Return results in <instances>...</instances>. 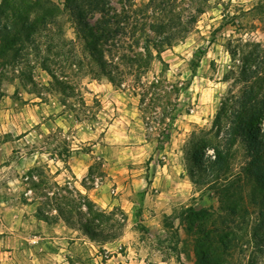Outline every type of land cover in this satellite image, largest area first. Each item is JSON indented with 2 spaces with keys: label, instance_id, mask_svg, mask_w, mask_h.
Here are the masks:
<instances>
[{
  "label": "rangeland",
  "instance_id": "1",
  "mask_svg": "<svg viewBox=\"0 0 264 264\" xmlns=\"http://www.w3.org/2000/svg\"><path fill=\"white\" fill-rule=\"evenodd\" d=\"M49 1L60 10L58 34L65 43L52 49L49 63L76 94L63 97L50 89L32 50L17 67L0 71V264H199V230L188 226L185 213L206 210L214 217L229 211L221 193L231 183H205L194 161L203 159L201 152L213 155L205 145L220 143L223 129L217 136L215 118L228 92L241 89L234 80L239 51L264 47V0H104V19L97 13L87 18L103 35L105 57L118 67L115 85L86 56L66 0ZM197 8L204 12L163 48L161 61L146 62V41L158 39L150 27L188 22ZM72 61L81 63V71L70 69ZM21 72L35 86L20 79ZM243 148L239 142L230 149L234 183ZM79 155L90 165L82 180L69 165L83 170ZM40 173L52 176L50 184H41L46 180ZM54 182L85 194L82 183L114 203L100 206L86 194L112 212L105 227L117 237L92 240L57 218L44 194L75 197ZM249 188L245 183L244 193ZM37 207L47 223L37 217ZM252 219L244 216L240 224L248 242ZM230 221L235 232V216ZM250 250L234 249L232 264H246Z\"/></svg>",
  "mask_w": 264,
  "mask_h": 264
},
{
  "label": "trees",
  "instance_id": "2",
  "mask_svg": "<svg viewBox=\"0 0 264 264\" xmlns=\"http://www.w3.org/2000/svg\"><path fill=\"white\" fill-rule=\"evenodd\" d=\"M64 6L74 16L76 37L81 41L86 56L94 63L100 76L113 85L118 83V67L112 65V61H108L100 45L103 35L98 33L87 18L89 13H97L104 19L108 13L106 2L66 0ZM203 12L202 8H197L196 14L188 22L178 21L172 24L170 21L152 25L150 30L156 33L158 39L146 41L143 47L146 62L148 60L150 63L154 58L161 61L160 53L163 48L169 47L172 41L187 33L188 26L196 23ZM59 14V8L49 0H0V71L17 67L20 60L27 59L31 54L28 51L32 50L40 69L51 79L48 87L63 97H73L76 94L75 87L66 81L64 73L60 72L59 75L49 63L52 49L65 44L61 42L63 40L58 34ZM254 47L255 49L250 52L239 51L242 52L241 65L235 73L234 80L241 85V89L235 93L228 92L216 115L214 123L216 135L218 136L223 129V135L218 136L219 145L214 147L205 145L204 149L212 148L213 155L208 156L201 152L203 159L196 157L194 161L195 168L205 175V183L214 186L219 182L231 183L221 193L225 202L229 203V211L214 217L206 210L189 209L185 213L188 226H194L199 230L194 245L199 264H232L234 249L235 252L239 249V254L251 249L246 264H264V47L261 48L259 44H255ZM80 65L79 61H72L70 69L74 67L81 71ZM19 78L35 86L31 75L21 72ZM166 139H169L168 134ZM239 142L244 144L246 157L239 167L240 170L234 171V183L231 182L233 171L229 165L230 149L236 147ZM39 175L46 180L41 184H50L52 176L49 173ZM245 183L250 184L247 194L244 193ZM53 185L57 190L79 199L77 204L75 198L57 196L56 192H52L51 198L44 194L48 199L45 205L53 208L57 218L66 224L77 226L92 240L117 237L115 232L105 227L104 219L106 221L111 219L112 212L107 214L86 194L75 188L70 189L66 185L59 187L55 182ZM50 188L44 189L49 192ZM230 189L232 193H229ZM36 213L38 218L48 222L49 219L39 207L36 208ZM247 215L253 216L247 227L250 242L243 239L246 235L241 233L240 228L243 217ZM234 216L235 232L231 227L233 222L230 221ZM121 226L118 224L117 228ZM244 242L248 249L242 248Z\"/></svg>",
  "mask_w": 264,
  "mask_h": 264
},
{
  "label": "crops",
  "instance_id": "3",
  "mask_svg": "<svg viewBox=\"0 0 264 264\" xmlns=\"http://www.w3.org/2000/svg\"><path fill=\"white\" fill-rule=\"evenodd\" d=\"M84 155L89 156V154H84ZM84 158L85 157H80V155L77 156V158H76L78 160L79 164L81 163V165H83V170H82V168H80L79 165L75 166V163H71V162L69 163L71 171H72V173L76 179L82 180L83 178L86 177V174H87L86 172H87V169L90 165L86 164V160ZM76 159H74V160H76ZM78 169H80V170H78ZM81 188L84 189L85 194H87L89 197L95 199V202H97L100 206L106 207V206H110V205L114 204V203H110V201L99 199L98 195H93L94 190L88 191L86 188H84V185L82 183H81ZM161 194L157 193L156 197L159 198L161 196ZM116 202L119 203L118 200H116ZM27 205H29V204H27ZM29 206L32 207L33 205H29ZM45 225L46 226H52V225H48V224H45Z\"/></svg>",
  "mask_w": 264,
  "mask_h": 264
}]
</instances>
